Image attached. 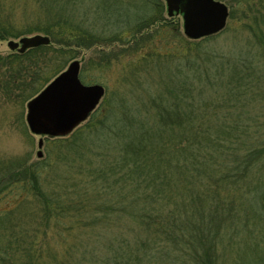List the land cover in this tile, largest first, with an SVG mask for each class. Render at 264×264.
<instances>
[{
	"label": "trees",
	"instance_id": "1",
	"mask_svg": "<svg viewBox=\"0 0 264 264\" xmlns=\"http://www.w3.org/2000/svg\"><path fill=\"white\" fill-rule=\"evenodd\" d=\"M255 4L262 0L248 2ZM164 8V0H0V40L50 39L0 56L5 95L28 101L80 49L142 50L175 29L177 16ZM254 29L241 43L224 37L225 28L182 37L154 64L140 55L133 83L145 90L134 112L98 108L49 139L48 164L7 168L0 200L3 192L16 198L0 210V263L225 264V241L244 233L264 245V25ZM152 67L150 93L139 73ZM48 226L61 238L81 230L80 243L49 250L45 261L39 239Z\"/></svg>",
	"mask_w": 264,
	"mask_h": 264
},
{
	"label": "rangeland",
	"instance_id": "2",
	"mask_svg": "<svg viewBox=\"0 0 264 264\" xmlns=\"http://www.w3.org/2000/svg\"><path fill=\"white\" fill-rule=\"evenodd\" d=\"M17 1L19 4L24 3V0ZM217 1L224 3L229 10V17L227 19L225 27L227 33L224 35V37L226 36L229 39H232L234 35H236L238 37L239 42L241 43L243 42V40L245 41V38H247L249 34H251V27H254V30L256 31L258 28L263 27L264 0H262L261 5L255 4V6L251 5V7L248 6V2L251 0ZM257 10H261V15L256 13ZM230 12L232 13L231 18ZM166 14L167 13L165 9L164 16H166ZM19 15L20 14H18V16ZM175 19H177L173 21L175 29L166 28L160 30V32L154 35L151 41L148 42V44L142 50L138 49L137 51H128L125 46L119 44L117 45V43H113L108 47L98 48L97 46H93L89 49H80L79 54L76 55V57L73 58L71 61H69L62 71L66 70L68 65L72 61L76 60L79 62L80 65L79 79L82 84H99L103 86L104 95L95 110H97L98 108L102 109L106 106L112 107L122 105L123 107L124 105L127 111L134 112L137 106V104H134V99H136L138 96H142L143 90H145V88L142 87V89L141 85H139L137 82L133 83L134 78L137 77V74L133 75V67H140V63H136L138 59H140V55L148 56L147 61L154 64V62L159 60L160 54H164L170 49H172L171 51H175L180 47L181 38H187L183 33L181 17L177 16ZM248 26H250V28ZM33 35L26 34L19 38L8 37L7 39L0 40V56L4 57L6 55L11 54L12 50L8 47L7 44L9 40L18 42V40L22 37H30ZM98 49L101 50V52H98ZM232 49L234 53H239L235 48ZM148 54L150 55V57ZM166 60H170L172 62V59ZM144 65L145 64H142L141 66ZM158 70L160 71V73H162V68ZM146 72V70H142L139 74H142L144 79L147 78V84L145 83L144 87H148V91H150L151 93L152 91H154L153 88L156 86V84H152V80L155 78L157 69L152 67L149 72L150 76L147 75ZM1 78L2 84L0 85V171L2 180H0V187H4V185H6L5 182L7 181V178L5 177L6 169L10 168L12 165H14L16 169L15 164L17 163H24L26 165H30L33 163H41V165L45 163L48 164L49 139L54 138H51L49 136H41L43 138V145L41 148L42 156L38 157V141L40 136L31 133L26 122V104L30 99L28 101H23L19 97H13L10 99L7 98L3 89L5 86V81L8 80L7 73L3 72L0 76V79ZM50 81H48V83ZM16 94L18 95L19 92L17 91ZM89 117H87V119L77 127L83 126L85 123H87ZM17 136L20 138L19 143H17L14 139ZM17 150L20 154H11V152ZM51 161L54 162V156H52ZM4 194V192L1 194V211L8 207L10 208V206H13V203L16 198V196L6 197ZM20 207L25 208L26 205L23 204ZM42 228H44V226H42ZM78 232L80 233L81 230H74L73 235H69L63 232L60 234L63 235V238H61L58 235L59 233H56L55 229L49 226L46 227V235L44 237L40 236L39 239V244L41 243L42 247L46 250V253L44 254L45 261L49 260V250L54 251L58 254H62V252L66 248H68V246H74L77 245V243H80V238H78L80 234ZM239 238L241 242H224V244H226L225 250L227 252L225 258H223V262L225 264H262L264 261V245H262V243L260 242L251 243L252 241L248 240L247 236L244 233L240 234ZM255 260L259 261L254 262Z\"/></svg>",
	"mask_w": 264,
	"mask_h": 264
},
{
	"label": "water",
	"instance_id": "3",
	"mask_svg": "<svg viewBox=\"0 0 264 264\" xmlns=\"http://www.w3.org/2000/svg\"><path fill=\"white\" fill-rule=\"evenodd\" d=\"M168 17L180 15L185 37L197 40L221 32L229 16L228 7L217 0H164ZM48 36L35 34L8 47L23 53L29 48L47 45ZM79 62L72 61L66 70L54 77L27 104L26 122L31 133L39 135L37 156L41 157L43 138L59 137L71 133L87 119L104 95L99 84L84 85L79 79Z\"/></svg>",
	"mask_w": 264,
	"mask_h": 264
},
{
	"label": "clouds",
	"instance_id": "4",
	"mask_svg": "<svg viewBox=\"0 0 264 264\" xmlns=\"http://www.w3.org/2000/svg\"><path fill=\"white\" fill-rule=\"evenodd\" d=\"M14 139H15V141H16L17 143H19L20 138H19L18 136L15 137ZM6 151H7V149H6ZM11 154H13V155H17V154H20V153H19V151L17 150V151H13V152H11Z\"/></svg>",
	"mask_w": 264,
	"mask_h": 264
}]
</instances>
